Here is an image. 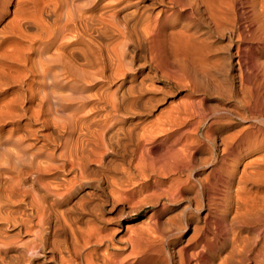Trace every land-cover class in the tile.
I'll use <instances>...</instances> for the list:
<instances>
[{
	"label": "bare ground",
	"instance_id": "bare-ground-1",
	"mask_svg": "<svg viewBox=\"0 0 264 264\" xmlns=\"http://www.w3.org/2000/svg\"><path fill=\"white\" fill-rule=\"evenodd\" d=\"M13 5L0 27V264H264V194L243 187L254 177L261 184L263 167L238 168L264 142L255 123L264 120V0ZM7 46L20 54L13 48L18 56L10 57ZM231 48L238 90L224 70ZM137 49L144 56L135 60L129 53ZM199 77L216 96L225 89L233 108L194 112ZM183 86L190 100L159 115L163 144L145 155L159 126L141 119ZM232 112L256 126L225 133L219 154L209 135ZM203 140L210 159L197 166ZM199 167L210 169L196 178ZM145 207L152 211L136 226L132 218ZM245 229L250 237L235 233Z\"/></svg>",
	"mask_w": 264,
	"mask_h": 264
},
{
	"label": "rangeland",
	"instance_id": "rangeland-1",
	"mask_svg": "<svg viewBox=\"0 0 264 264\" xmlns=\"http://www.w3.org/2000/svg\"><path fill=\"white\" fill-rule=\"evenodd\" d=\"M5 1V0H4ZM16 1L17 0H11V2L8 4V3H6L5 5H3L1 8H0V11H1V13H0V27L1 26H3L4 24H5V22L6 23H8V18L9 19H11V17H12V12H13V9H14V5L13 4H15L16 3ZM4 6H6V8L4 7ZM11 6V7H10ZM4 8V9H3ZM2 9V10H1ZM4 10V11H3ZM9 10V11H8ZM6 11H8V12H6ZM10 12V13H9ZM2 13H3V15H2ZM9 13V14H8ZM25 28H24V27ZM22 27L23 28H21L22 29V31H23V33L25 34V35H28V36H32V35H34L35 34V31H36V29H35V27L34 26H30V25H23ZM68 32H66L65 34H66V37H70L68 34H67ZM118 38V39H117ZM115 39H117V41H118V43L121 41V40H119V39H121V38H119V37H116ZM117 43V42H116ZM11 48H9L8 46H7V50H8V52L11 50V54H13L14 53V55H11L10 56V54H8L10 57H12L13 56V58L15 59L19 54H20V50L18 49L17 51H16V47H12V46H10ZM18 47V46H17ZM128 47H129V51H130V49L132 48V46L130 45L129 46V44H128ZM13 48H15V51H16V53L18 52V55L15 53V51L13 52ZM7 50H5V52L4 53H6V57H8V59L10 58L9 56H7ZM135 52L134 53H132L131 54V52L129 53L130 55H132V56H135V57H133L135 60H137V59H141V58H143V54H144V51L142 50V49H140V50H134ZM142 51V52H141ZM233 51V52H232ZM13 52V53H12ZM234 52H235V49L234 48H231L230 49V52H229V54H227V55H225L226 56V63H224V70H226L227 72H229V74L230 75H232V77H234V88L236 89V90H238L237 88H239V82H237L238 80H239V72H238V70H236L237 69V66L234 64L235 63V60H234ZM10 53V52H9ZM16 54V55H15ZM134 54V55H133ZM135 54H137V55H135ZM232 56V57H231ZM228 58V59H227ZM7 59V58H6ZM232 59V60H231ZM10 60V59H9ZM228 61V62H227ZM231 62V63H230ZM234 65V66H233ZM226 67V68H225ZM231 67V68H230ZM229 68V69H228ZM232 73V74H231ZM238 74V75H236V74ZM234 75V76H233ZM236 76V77H235ZM237 78V79H236ZM199 80H200V85H202L201 87H199V90H198V92L194 95V103H196V104H194V112L196 111H201L202 112V109H203V112H205L206 111V113H208V112H211L212 110H215V107H216V109L220 106V108L219 109H221V108H225V109H229V108H233V104L230 102V101H228L227 102V93L225 92L226 90L225 89H223L222 91V95H215V94H217L213 89H211V88H209V87H207L208 88V90H207V88H205L204 86H205V81H204V79L203 78H201V77H199ZM159 82V83H158ZM202 82V83H201ZM237 82V83H236ZM184 83H186V84H189V83H187V82H184ZM235 84H237L238 85V87H236L237 85H235ZM154 85L156 86V87H160V86H163V84L160 82V81H155V83H154ZM186 86H183V90L181 91L180 89H182V87L181 88H175V89H172V94L174 95H172L171 94V96L169 97V98H167V101H165V102H163V103H160V104H158V106L157 107H155L156 109H154V111L150 114V116H147V117H143L141 120V125L140 126H144V127H148V128H150V125H152L151 124V122L153 123V128H155L156 126H159L158 128L156 127L155 128V130H159V128L161 129L162 128V126H163V122H165V120H163L164 119V116H162V117H160L159 115L160 114H163V111H164V109L166 108V109H168V107H171V108H174V107H180V108H182V106L183 105H185V103H187L190 99H189V95H190V91H189V88H185ZM205 88V92L206 93H208V94H204V91H203V89ZM176 90V91H175ZM177 92V94L175 93V92ZM203 91V92H202ZM213 91V92H212ZM210 92H212V93H210ZM221 93V92H220ZM200 94H201V97L199 98L198 96H200ZM224 94V95H223ZM186 95V96H185ZM204 95V96H203ZM225 97L224 99H223V97ZM185 97V98H184ZM188 97V98H187ZM184 98V99H183ZM201 99V100H205L204 102H198V100L199 99ZM220 98V99H219ZM261 98V99H260ZM259 99H258V101H259V103L260 104H262L263 103V96L262 97H260ZM189 99V100H188ZM170 100V101H169ZM185 100H186V102H185ZM221 102H220V101ZM261 101V102H260ZM170 102V103H169ZM177 102V103H176ZM172 103V104H171ZM225 103V104H224ZM231 104V105H230ZM256 104H258V102L257 103H252V105H254L255 106V108H253V106L251 105V107H252V109L254 110V109H256L255 110V112L254 113H256V114H254V116L253 117H256V118H258L259 119V117L260 116H258L259 115V111H260V109H262L264 106L263 105H260V107H259V104L258 105H256ZM170 105V106H169ZM216 105V106H215ZM219 105V106H218ZM228 105V106H227ZM227 106V107H226ZM261 106H263V107H261ZM199 107V108H198ZM214 108V109H213ZM163 109V110H162ZM166 109H165V111H166ZM170 109V108H169ZM165 111H164V113H165ZM162 112V113H161ZM257 113H258V115H257ZM153 114V115H152ZM193 115V114H192ZM190 116V118L192 119V120H197V118H196V116L193 118V116ZM256 115V116H255ZM234 116V117H233ZM157 117H160V118H158L157 119ZM228 117V118H227ZM226 118H224V120L222 121L223 123L222 124H220V125H218L217 127H214V129H212L211 130V132H210V135H209V144H211V143H213V144H215L216 146H217V148H218V153L220 154V149H221V144H220V139H221V137L225 134V133H227V132H230V131H234V130H236V129H238V128H240V127H242V126H244V125H247V124H252V125H255V123H256V125H258L257 126V128H260L261 129V131H263V129H264V123H261V122H263L264 120H261V122H258V120L255 122V121H252V120H249V121H251V122H242V123H240V121L237 119V117L235 116V114L232 112L229 116H227ZM191 119H189V118H187V119H181L182 121L183 120H188V121H190ZM228 119V120H227ZM191 120V121H192ZM231 120V121H230ZM151 121V122H150ZM239 121V122H238ZM260 121V120H259ZM156 122H158L157 124H156ZM225 122H227V123H225ZM255 122V123H254ZM161 123V124H160ZM228 123H232V125H229ZM234 123V124H233ZM240 123V124H239ZM259 123V124H258ZM261 123V124H260ZM255 125V126H256ZM262 125V126H261ZM231 126V127H230ZM166 128H168L167 126H165ZM164 127V128H165ZM203 128V129H202ZM201 128V132H203L204 131V127H202ZM216 128V129H215ZM231 128V129H230ZM161 131V130H160ZM214 132V133H213ZM161 133H163V132H161ZM161 133H159V131H158V133H157V135H158V137L157 138H155L156 140L155 141H153V142H151V143H148V145L147 144H145V146H144V149L146 150H144V154L145 155H150V157H153V156H155V154H158V150H159V148L161 147V146H158V145H162L163 143V140L162 139H164L163 137V134H161ZM159 134H161L160 136H159ZM156 135V136H157ZM160 137V138H159ZM162 137V138H161ZM211 137H213V138H211ZM159 138V139H158ZM210 139H212V140H210ZM214 140V141H213ZM204 142H203V144L201 145V147H200V149H198L196 152H195V154H194V160L196 161L195 163H196V165L198 166V165H200L201 163H203V162H205V161H208L210 158H209V155H210V153H209V149H208V147H209V144H207V141H205V140H203ZM155 142V143H154ZM158 142V143H157ZM161 143V144H160ZM151 144V145H150ZM154 144V145H153ZM259 144V145H258ZM255 145H257V146H255ZM254 146H253V148L252 149H250V150H247L246 151V153L245 154H243L244 156H241V161H240V164L238 165V168L239 169H241L242 168V166H243V162L245 163V162H255L256 161V163L258 164V162H260V164H261V162H262V166L259 164V165H257V166H255L256 164H254V162H253V164H252V166H248L247 167V172H249V173H252V172H254L255 170H258V168L260 169L261 167H263L262 169H260V171H263V172H261L260 173V171H259V177H261L262 175L264 176V165H263V162H264V142L263 141H261L260 140V142L258 143H256ZM146 146L148 147V148H146ZM260 146V147H259ZM152 147V148H151ZM206 147V148H205ZM220 147V148H219ZM150 148V149H149ZM49 150H50V148H49ZM148 152V153H147ZM263 156V157H262ZM258 160V161H257ZM258 166H260V167H258ZM251 167H253V170H252V172H251ZM202 168V169H201ZM256 168V169H255ZM197 169V170H196ZM195 169V171H194V175H195V177L196 178H201L203 175H205V173H207V171L210 169V167H199V168H196ZM200 169V170H199ZM232 169V168H231ZM231 169H229V170H231ZM263 176H262V181L263 182H261V184H257V182L258 181H256V179H255V177L254 176H252V177H254V178H251V180L249 179V183L248 182H246L245 184H243L244 186V190L246 191V194L248 195V193H250V192H252L251 194H249L250 196L252 195V196H255V195H263L264 194V178H263ZM253 179H255V181L253 180ZM253 180V181H252ZM251 181V182H250ZM252 182H255L256 183V185L255 184H253ZM250 184H253V185H250ZM263 184V185H262ZM248 185H250V187L248 186ZM261 185V186H260ZM256 186V187H255ZM259 186V187H258ZM246 187H248L247 188V190H246ZM254 187V188H253ZM250 188V189H249ZM257 188V189H256ZM262 189V190H261ZM255 192H257V194L255 193ZM262 192V193H261ZM255 194V195H254ZM260 195V196H261ZM140 198H142V196L141 197H139L138 198V200L137 199H135L134 201H133V203H132V205L131 206H133V207H135L137 204H139V205H141L140 203H141V199ZM143 199V198H142ZM138 201L140 202V203H138ZM229 201V200H228ZM137 202V203H136ZM143 202V201H142ZM136 204V205H135ZM139 205H137V206H139ZM136 206V207H137ZM185 206V204H183V205H181L179 208H169L168 209V211L167 212H165L162 216H160V220L158 219V221H159V223H161V225H165L166 226V222H167V220L166 219H168L169 218V216H172V215H174V214H178L177 212H180L178 209H180V208H182V207H184ZM181 210V209H180ZM221 210H223L222 208H221ZM152 211V208H150V207H145V208H143L142 210H140L136 215H134L133 216V218H132V220H134V224H136V226H139V224L141 223V221H144L145 219H146V217L148 216V214L150 213ZM175 216V215H174ZM168 217V218H167ZM128 221V220H127ZM165 223V224H164ZM125 222L124 223H122V225H123V227H122V231H124V226H125ZM164 227V226H163ZM234 230V229H233ZM233 230H230V231H233ZM229 231V232H230ZM235 231H237V230H235ZM242 232H243V234H242ZM235 233H237V235H238V237L239 236H241V237H243L244 236V238H246V237H250L251 236V232H250V230L248 231L247 229H245V230H241V231H237V232H235ZM245 234H246V236H245ZM190 235V231L188 232V233H186L185 234V236L183 237V239H186V238H188V236ZM248 235V236H247ZM225 247V246H224ZM224 247H223V249H224ZM227 249H229V244L227 245ZM45 264H50V262H46Z\"/></svg>",
	"mask_w": 264,
	"mask_h": 264
}]
</instances>
